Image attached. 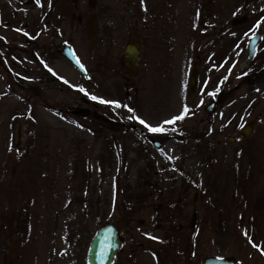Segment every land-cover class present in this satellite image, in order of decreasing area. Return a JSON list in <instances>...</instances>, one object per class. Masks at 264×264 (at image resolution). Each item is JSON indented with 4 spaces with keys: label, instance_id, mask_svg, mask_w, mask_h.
Wrapping results in <instances>:
<instances>
[{
    "label": "rangeland",
    "instance_id": "1",
    "mask_svg": "<svg viewBox=\"0 0 264 264\" xmlns=\"http://www.w3.org/2000/svg\"><path fill=\"white\" fill-rule=\"evenodd\" d=\"M96 1L0 0V264H87L109 224L114 264H264V0ZM65 45L88 78L32 57Z\"/></svg>",
    "mask_w": 264,
    "mask_h": 264
},
{
    "label": "water",
    "instance_id": "2",
    "mask_svg": "<svg viewBox=\"0 0 264 264\" xmlns=\"http://www.w3.org/2000/svg\"><path fill=\"white\" fill-rule=\"evenodd\" d=\"M209 4V0H205ZM91 8L95 7L96 0H89ZM210 5V4H209ZM248 23V17H243L241 19H234L232 25H243ZM260 39V34L254 36L248 46V54L246 59L240 65L244 68L247 62L251 61L256 53V47ZM64 56L83 74L86 75V71L78 59L76 53L67 47ZM124 60L132 69H138L141 62V51L138 45L135 43H129L124 49ZM195 88V77L192 76L190 80L189 90L191 93L194 92ZM216 105L214 103L210 104L206 111L209 115L214 114ZM78 115L86 116L88 111H78ZM254 127L252 124L246 125L239 133L241 138H248L252 134ZM233 138L230 142H233ZM156 148H160V143H156ZM122 249V240L119 236V231L114 225H106L98 229L96 234L91 240L90 248L88 251L87 264H114L116 255ZM203 264H240L231 259L226 258H207L204 260Z\"/></svg>",
    "mask_w": 264,
    "mask_h": 264
},
{
    "label": "flooded vegetation",
    "instance_id": "3",
    "mask_svg": "<svg viewBox=\"0 0 264 264\" xmlns=\"http://www.w3.org/2000/svg\"><path fill=\"white\" fill-rule=\"evenodd\" d=\"M97 2V1H96ZM43 5H45V3L43 2ZM95 8V7H94ZM205 11V10H204ZM151 12H153V10L151 11ZM241 19V18H240ZM149 24L150 23H148L147 25L148 26H146V27H149ZM231 24H232V22H231ZM151 25V24H150ZM233 26V28H239V27H242V26H244V24L243 25H236V26H234V25H232ZM49 27H51L50 25H49ZM27 28V27H26ZM28 29V28H27ZM57 30V29H56ZM148 30H150V27L148 28ZM43 32H45L46 34L48 33V32H50V28H48V30H47V28H46V26H44V30H43ZM57 33H58V31H57ZM258 34H260V39H259V42H258V44H257V48H258V45L260 44L261 45V43H262V40H263V35L261 34V33H257V35ZM256 35V34H255ZM254 35V36H255ZM253 36V37H254ZM252 37V38H253ZM252 38H251V40H252ZM250 40V41H251ZM129 43H135V42H129ZM129 43H127V44H129ZM126 44V45H127ZM136 45H138L137 43H135ZM26 45L28 46V44L26 43ZM126 45H125V47H126ZM139 46V45H138ZM67 47H69L70 49H72L73 50V48L70 46V45H65L64 47H63V49L62 50H58V49H55V48H53L52 46L49 48V50H42V51H40V52H37L36 50H32V57H34L35 59L38 57L37 55H39V56H41L42 58H37L38 60H39V63L41 64V65H43V63H46L45 61L47 60V58H48V54H47V52H49L50 54H49V57L51 58V60H52V58H54V57H58V56H56V55H59V56H61V57H63L64 59H66L70 64H72L65 56H64V52H66V49H67ZM125 47H124V49H125ZM139 48H140V46H139ZM140 51H141V48H140ZM256 52H257V49H256ZM123 55H124V50H123ZM45 60V61H44ZM141 63H142V52H141V62H140V65H141ZM72 66H73V64H72ZM74 67V66H73ZM140 67V66H139ZM75 68V67H74ZM44 70H45V68H43ZM77 69V68H76ZM78 70V69H77ZM47 72V71H46ZM47 74V73H46ZM192 76H194L195 77V86H196V76L195 75H192ZM191 76V77H192ZM85 78H88V74H87V76H84ZM50 78L51 79H53V80H51V81H48V77L47 76H44L43 78L41 77L40 78V80H39V82H40V84H41V90H39L40 92H41V94H42V92L44 91V92H46L47 91V85H48V83L50 82L51 84H55V83H57V78H56V76H55V78H53V76L52 75H50ZM191 79V78H190ZM66 83H68V85H69V87H71V85L73 84V82H72V80L70 79V80H66ZM60 85H62V86H65V83L63 82V83H59ZM189 85H190V81H189ZM194 90H195V88H194ZM212 103H214L215 105H216V103L215 102H212ZM211 103V104H212ZM72 113L74 114V115H76V116H78V110H72ZM141 134H142V136L143 137H145L146 136V133H144V132H141ZM151 143H152V145L154 146V148H156V143H160V148L162 147V145H163V143H162V141H154V140H151ZM160 148H156L157 150L158 149H160ZM123 247H124V243H123V240H122V249H123ZM122 249H121V251H122ZM120 251V252H121ZM119 252V253H120Z\"/></svg>",
    "mask_w": 264,
    "mask_h": 264
},
{
    "label": "snow or ice",
    "instance_id": "4",
    "mask_svg": "<svg viewBox=\"0 0 264 264\" xmlns=\"http://www.w3.org/2000/svg\"><path fill=\"white\" fill-rule=\"evenodd\" d=\"M93 99H95V97H93ZM101 102H104V101H101ZM117 106H119V105H117ZM187 111H188V109L185 108L184 113L186 114ZM182 119H184V115H183V114L180 115V116L175 117L173 120L166 121L165 123L172 124V123H175L176 121H178V120H182ZM141 123H144V122L141 121ZM163 130H164V129H163L162 127H161V128H151V129H150V131H153V132H162Z\"/></svg>",
    "mask_w": 264,
    "mask_h": 264
}]
</instances>
